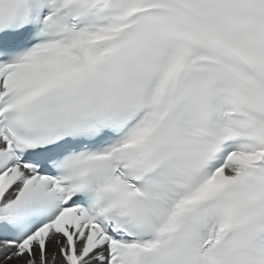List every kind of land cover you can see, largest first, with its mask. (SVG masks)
<instances>
[{
  "label": "snow or ice",
  "instance_id": "1",
  "mask_svg": "<svg viewBox=\"0 0 264 264\" xmlns=\"http://www.w3.org/2000/svg\"><path fill=\"white\" fill-rule=\"evenodd\" d=\"M0 264H264V0H0Z\"/></svg>",
  "mask_w": 264,
  "mask_h": 264
}]
</instances>
